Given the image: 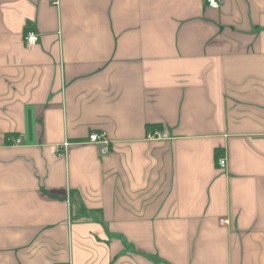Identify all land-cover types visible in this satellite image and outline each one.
I'll return each instance as SVG.
<instances>
[{
    "label": "crops",
    "instance_id": "crops-1",
    "mask_svg": "<svg viewBox=\"0 0 264 264\" xmlns=\"http://www.w3.org/2000/svg\"><path fill=\"white\" fill-rule=\"evenodd\" d=\"M220 1L0 0V264H264V0Z\"/></svg>",
    "mask_w": 264,
    "mask_h": 264
},
{
    "label": "built area",
    "instance_id": "built-area-1",
    "mask_svg": "<svg viewBox=\"0 0 264 264\" xmlns=\"http://www.w3.org/2000/svg\"><path fill=\"white\" fill-rule=\"evenodd\" d=\"M204 3L208 8H211L214 10L221 8L220 7L221 6L220 0H204ZM36 40H37V37L33 33H27V35L25 37L26 47L28 48V47L32 46L33 44H35ZM165 137H166L165 134H162V133L157 132V131L149 133V135H148V139H150V140H160V139H163ZM87 140L90 144L100 145V152L102 153V155L106 154L109 151V148H108L109 143L105 139V135L103 133H91L88 135ZM14 142L16 144H18L19 140L16 139V140H14ZM215 163H217V166L221 169L225 168V166H226V161L224 158H218Z\"/></svg>",
    "mask_w": 264,
    "mask_h": 264
},
{
    "label": "trees",
    "instance_id": "trees-1",
    "mask_svg": "<svg viewBox=\"0 0 264 264\" xmlns=\"http://www.w3.org/2000/svg\"><path fill=\"white\" fill-rule=\"evenodd\" d=\"M219 156L217 155V151H215V159L217 160Z\"/></svg>",
    "mask_w": 264,
    "mask_h": 264
}]
</instances>
